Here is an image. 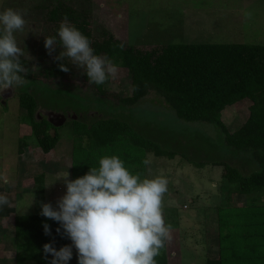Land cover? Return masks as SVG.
I'll list each match as a JSON object with an SVG mask.
<instances>
[{
	"label": "rangeland",
	"instance_id": "rangeland-1",
	"mask_svg": "<svg viewBox=\"0 0 264 264\" xmlns=\"http://www.w3.org/2000/svg\"><path fill=\"white\" fill-rule=\"evenodd\" d=\"M59 1L2 0L0 3V10L13 8L26 12L25 30L17 33V39L24 49L23 58L30 62L29 74L39 81L30 86L32 81L26 78V84L16 88L8 100L4 101L0 95V173L11 181L10 185H0V191L12 201L11 207L0 212V264H16L15 217L41 213L42 203L51 202L56 206L66 192V185L63 179L55 180L67 170L69 178L75 179V144L89 142L87 135L80 137L74 131V124L67 120L56 127L60 133L56 147L45 152L33 137V129L26 120L27 110L20 104V94L27 87L35 90L36 95L38 93L40 113L44 116L51 110L62 112L63 107H67L65 109L72 118L75 116L86 123L99 118L119 117L163 148L177 150L204 162L202 165L191 164L180 153L172 159L153 153L146 157L150 163L144 167L145 173L141 177L164 176L169 181L168 192L163 198V214L171 230L170 239L165 243L169 264H207L210 258H220L224 254V236L233 246L232 252L240 253L238 244L244 243L247 252L242 258L249 255L255 261L252 263L246 259V262L262 264L264 229L257 226L254 218L263 211L264 188L247 195L230 193V184L223 176L224 165L217 164L225 161L244 173H250L256 168V162L244 154H235L227 146L220 127L209 122H188L178 118L155 91L138 104L125 106L121 98L132 94V79L129 70L120 65L116 64V76L105 83L106 102L100 101L98 98L102 96L95 94L96 89L87 77L80 74V67L66 58L57 59L63 51L62 46L57 45L51 54L45 48L46 36L56 35L61 24L49 19L50 10ZM62 1L88 15L96 37L108 30L124 44L143 49L165 43L264 44V0ZM64 60L71 64L74 73L56 79L50 73ZM53 90L72 96L54 99L49 97ZM251 104L248 100L223 110L222 120L232 134L247 121ZM133 165L127 167L139 173L137 167L132 168ZM41 175H44L43 185ZM50 183L53 184L46 186ZM33 197V203L26 211ZM240 208L249 210L248 215L239 213ZM223 224L226 228H222ZM249 244L255 250H251ZM69 264H78L75 249Z\"/></svg>",
	"mask_w": 264,
	"mask_h": 264
},
{
	"label": "trees",
	"instance_id": "trees-1",
	"mask_svg": "<svg viewBox=\"0 0 264 264\" xmlns=\"http://www.w3.org/2000/svg\"><path fill=\"white\" fill-rule=\"evenodd\" d=\"M49 19L54 23L69 22L75 25L89 37L97 54L129 70L132 94L121 98L125 106L136 105L150 92L155 91L176 112L178 118L188 122H209L220 127L225 134L227 146L235 154H244L256 162V168L250 173L242 172L232 163L225 161L217 163L224 165L223 176L230 184V193L247 195L264 188V44L165 43L143 49L137 45L124 44L108 30H104L101 36L96 37L91 30L88 15L82 10L68 6L62 0L50 10ZM22 62L28 69L26 78L32 81L29 85L39 83L29 74L30 62L23 57ZM61 63L68 64V72L60 69ZM80 69V74L87 77L84 69ZM69 72H73V68L64 60L56 65L50 74L58 79ZM92 85L96 89L95 94L102 96L98 99L106 102L108 92L105 84ZM37 95L35 90L25 88L20 94V104L27 110L26 120L33 129V137L48 153L56 147L60 133L49 121L48 116L39 112ZM66 96L72 95L54 90L49 95L54 99ZM73 97L83 99L79 96ZM248 100L252 102L250 115L243 127L232 134L222 120V112L229 105H239ZM63 108L62 111L66 112L67 107ZM72 117L68 118V121L74 124V131L80 137L87 135L89 138L86 145L75 144L73 154L76 164L75 178L86 174L91 167H98L100 157L105 155H118L126 166L134 164L132 168L137 167L140 175L145 173L144 161L149 153L171 159L180 153L195 165L204 163L177 150L163 148L158 142L144 137L130 122L122 118H99L92 123H86ZM40 180L43 185L44 175H41ZM247 211L249 210L246 208L238 209L239 213ZM254 219L258 223L257 226L264 229V208L261 215ZM45 222L51 225V235L44 232ZM58 226V222L47 219L41 213L17 215L16 264H50L51 255L45 256L44 244L53 240L57 248L69 244L67 236L56 232ZM221 226L226 228L225 224ZM223 243L224 254L220 258L208 259L207 264H249L246 259L252 263L255 261L250 259L249 255L242 258L247 252L244 243L238 244V248L241 249L238 254L231 251L233 246L227 243L226 236L223 237ZM249 247L255 250L252 244H249ZM156 259L157 264H169L166 245Z\"/></svg>",
	"mask_w": 264,
	"mask_h": 264
},
{
	"label": "clouds",
	"instance_id": "clouds-1",
	"mask_svg": "<svg viewBox=\"0 0 264 264\" xmlns=\"http://www.w3.org/2000/svg\"><path fill=\"white\" fill-rule=\"evenodd\" d=\"M26 23V12L0 10V95L26 84L28 69L22 62L24 49L17 39ZM57 45L63 48L57 59L66 58L84 69L89 83L103 85L118 72V66L97 54L89 37L75 25L62 22L56 35L46 36L49 54ZM59 67L69 71L66 63ZM149 163L144 161L145 165ZM98 165L75 179L69 178L67 170L55 180L63 179L66 192L56 206L42 203L41 215L58 222L56 232L67 236L71 243L59 248L54 240L45 243V256L51 255L50 264H69L75 249L78 264H157L156 257L171 235L163 214L168 179L142 178L118 155L102 156ZM10 184V179L0 173V185ZM11 205L10 197L0 191V212ZM43 228L46 235L52 234L50 224L45 222Z\"/></svg>",
	"mask_w": 264,
	"mask_h": 264
},
{
	"label": "water",
	"instance_id": "water-1",
	"mask_svg": "<svg viewBox=\"0 0 264 264\" xmlns=\"http://www.w3.org/2000/svg\"><path fill=\"white\" fill-rule=\"evenodd\" d=\"M14 91L15 90H12V89H9L7 91H5V93L3 95H1V97L5 100H8L9 98L13 97L14 95ZM47 116H48V119L49 121L56 127L60 126V125H63L66 123V121L68 120V118L71 116H66L65 114L63 113H60V112H56V111H49L47 113ZM74 118H76L74 116Z\"/></svg>",
	"mask_w": 264,
	"mask_h": 264
},
{
	"label": "flooded vegetation",
	"instance_id": "flooded-vegetation-1",
	"mask_svg": "<svg viewBox=\"0 0 264 264\" xmlns=\"http://www.w3.org/2000/svg\"><path fill=\"white\" fill-rule=\"evenodd\" d=\"M39 112H40V110H39ZM57 112L63 113V114H65L66 116H68V114H70L69 111H66V112H64V111H62V112H61V111H57ZM41 115H42V114H41ZM41 115H40V116H41ZM46 115H47V113H46Z\"/></svg>",
	"mask_w": 264,
	"mask_h": 264
},
{
	"label": "crops",
	"instance_id": "crops-1",
	"mask_svg": "<svg viewBox=\"0 0 264 264\" xmlns=\"http://www.w3.org/2000/svg\"><path fill=\"white\" fill-rule=\"evenodd\" d=\"M191 163V162H190ZM191 164H193V163H191ZM176 187L178 188V186L176 185ZM15 260H16V255H15Z\"/></svg>",
	"mask_w": 264,
	"mask_h": 264
}]
</instances>
